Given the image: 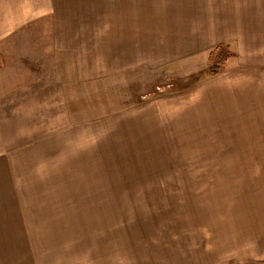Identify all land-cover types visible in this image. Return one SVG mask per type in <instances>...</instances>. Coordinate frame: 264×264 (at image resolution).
<instances>
[{
  "label": "rangeland",
  "instance_id": "374dc122",
  "mask_svg": "<svg viewBox=\"0 0 264 264\" xmlns=\"http://www.w3.org/2000/svg\"><path fill=\"white\" fill-rule=\"evenodd\" d=\"M214 3L249 6L244 19H264V0ZM144 10L152 15L178 10L184 16L177 19L191 13L185 8L139 9L138 13ZM236 18V14L230 15V19ZM210 51L185 64L138 68L94 82H80L72 66H66L59 56L48 60V54L28 58L27 66L39 70L26 73L28 82L32 78L44 84L64 82L65 106L73 112L83 110L76 112L74 125L88 123L86 127L92 129L107 127L99 119L158 98L162 91L188 96L202 89L205 84L200 76L212 62ZM60 108L41 105L48 116L59 115L64 111ZM182 124L179 133L183 132V140L177 147L170 144L167 149L151 151L163 147L161 140L158 144L135 142L133 128L125 124L90 138L96 140L87 145L73 143L70 158L53 168L19 169L23 182L12 187L19 193L20 214L13 219L9 216L8 221L14 229L11 233H23L19 230L24 224L26 238L35 236V257L24 264H194L203 261L215 240L224 243L243 216L260 209L264 125L258 127L260 121H256L248 135L209 136L208 120L192 122L186 116ZM220 129L217 131H224ZM168 139L175 142L174 135ZM227 264L264 261L238 258Z\"/></svg>",
  "mask_w": 264,
  "mask_h": 264
},
{
  "label": "crops",
  "instance_id": "0c3cea01",
  "mask_svg": "<svg viewBox=\"0 0 264 264\" xmlns=\"http://www.w3.org/2000/svg\"><path fill=\"white\" fill-rule=\"evenodd\" d=\"M214 1L0 0V264H24L35 257L34 234L26 238L23 222L20 230L14 227L23 233L13 234L8 221L20 214L19 193L12 187L23 182L19 169L53 168L70 158L73 143L87 145L96 140L90 138L125 124L133 128L135 142L158 144L160 139L163 147L151 150L156 152L182 143L179 130L186 116L192 122L208 120L209 136L248 135L256 121L258 127L264 125V19H244L249 6ZM152 8H185L191 13L185 19H177L184 16L178 10L138 13ZM232 14L237 18L230 19ZM223 43L230 44L236 56L225 71L205 79L202 89L188 96L162 95L99 119L107 127L74 125L83 110L76 113L66 107V84L45 85L36 78L28 82L26 73L39 70L27 66L28 58L48 54V60L59 56L72 66L80 82L101 81L138 68L185 64ZM42 104H57L64 111L48 116ZM236 127L245 131H235ZM220 128L224 131L218 132ZM170 135L174 143H169ZM255 210L233 226L224 243L215 240L203 261L194 264H227L238 258L264 261V193Z\"/></svg>",
  "mask_w": 264,
  "mask_h": 264
},
{
  "label": "trees",
  "instance_id": "16d2710c",
  "mask_svg": "<svg viewBox=\"0 0 264 264\" xmlns=\"http://www.w3.org/2000/svg\"><path fill=\"white\" fill-rule=\"evenodd\" d=\"M209 57L211 59V64L203 71L201 80H205L211 77H214L221 72L225 71L227 66L226 62L235 58L236 54L230 48V44L223 43L216 46L213 50L210 51ZM167 92L162 91V95H165ZM160 95V96H162Z\"/></svg>",
  "mask_w": 264,
  "mask_h": 264
}]
</instances>
